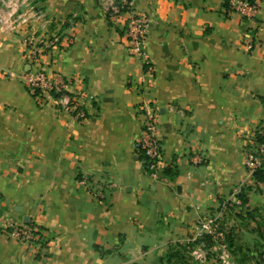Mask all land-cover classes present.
I'll list each match as a JSON object with an SVG mask.
<instances>
[{
	"label": "crops",
	"instance_id": "0c3cea01",
	"mask_svg": "<svg viewBox=\"0 0 264 264\" xmlns=\"http://www.w3.org/2000/svg\"><path fill=\"white\" fill-rule=\"evenodd\" d=\"M227 2L132 0L150 20L141 59L99 0H45L64 36L43 61L85 95V121L38 106L23 82L24 31L0 22V264H156L219 193L252 178L244 145L264 127V0L253 17ZM143 100L158 110V179L136 150ZM11 224L41 229L43 243L17 240Z\"/></svg>",
	"mask_w": 264,
	"mask_h": 264
},
{
	"label": "built area",
	"instance_id": "2783aa9c",
	"mask_svg": "<svg viewBox=\"0 0 264 264\" xmlns=\"http://www.w3.org/2000/svg\"><path fill=\"white\" fill-rule=\"evenodd\" d=\"M44 1L0 0V5L5 9L0 14L1 26L8 31H24L25 60L29 70L24 73L23 82L38 106L52 104L73 114L77 120L85 121L88 118L83 103L85 95L71 91L73 81L70 78L64 77L60 72L49 74L46 70L43 57L58 51L64 35L60 21L47 17ZM99 4L108 17H118L125 24L130 54L145 58L144 44L149 32V16L133 8L132 0H99ZM227 4L230 10L239 12L243 17L255 16L260 7L259 0H228ZM37 20L44 21L47 27L42 31H33L31 27ZM54 57V60L59 59V53ZM148 68L152 70V65ZM137 111L141 116V133L136 140V150L143 159L146 172L158 179L166 166L161 141L156 135L158 110L153 103L143 100ZM244 147V166L249 173L253 175L258 170H264V127H257L248 133ZM193 161L200 162V155L194 157ZM198 221L201 222L202 229L206 230V223L201 219ZM11 227L12 236L29 245H37L44 240V233L35 226L18 227L11 224Z\"/></svg>",
	"mask_w": 264,
	"mask_h": 264
},
{
	"label": "rangeland",
	"instance_id": "374dc122",
	"mask_svg": "<svg viewBox=\"0 0 264 264\" xmlns=\"http://www.w3.org/2000/svg\"><path fill=\"white\" fill-rule=\"evenodd\" d=\"M200 219L206 230L196 221L156 264H264V181L252 176L219 193Z\"/></svg>",
	"mask_w": 264,
	"mask_h": 264
},
{
	"label": "trees",
	"instance_id": "16d2710c",
	"mask_svg": "<svg viewBox=\"0 0 264 264\" xmlns=\"http://www.w3.org/2000/svg\"><path fill=\"white\" fill-rule=\"evenodd\" d=\"M228 3V2H227ZM253 177L257 178L258 180H262L264 181V170H258L256 172L253 173ZM243 199V202L246 203L247 199L244 198V196H240ZM43 243V241L41 242ZM172 256L168 258V262L171 260Z\"/></svg>",
	"mask_w": 264,
	"mask_h": 264
},
{
	"label": "water",
	"instance_id": "95a60500",
	"mask_svg": "<svg viewBox=\"0 0 264 264\" xmlns=\"http://www.w3.org/2000/svg\"><path fill=\"white\" fill-rule=\"evenodd\" d=\"M28 69H29V66H28L27 70ZM29 221H30L29 217L25 218V223H29Z\"/></svg>",
	"mask_w": 264,
	"mask_h": 264
}]
</instances>
